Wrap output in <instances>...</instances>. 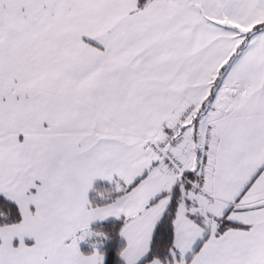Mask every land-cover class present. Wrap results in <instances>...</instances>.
<instances>
[{
  "label": "snow or ice",
  "instance_id": "obj_1",
  "mask_svg": "<svg viewBox=\"0 0 264 264\" xmlns=\"http://www.w3.org/2000/svg\"><path fill=\"white\" fill-rule=\"evenodd\" d=\"M0 264H264V0H0Z\"/></svg>",
  "mask_w": 264,
  "mask_h": 264
},
{
  "label": "trees",
  "instance_id": "obj_2",
  "mask_svg": "<svg viewBox=\"0 0 264 264\" xmlns=\"http://www.w3.org/2000/svg\"><path fill=\"white\" fill-rule=\"evenodd\" d=\"M86 247V246H85Z\"/></svg>",
  "mask_w": 264,
  "mask_h": 264
}]
</instances>
